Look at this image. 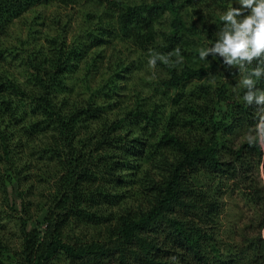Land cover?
<instances>
[{
    "label": "trees",
    "instance_id": "trees-1",
    "mask_svg": "<svg viewBox=\"0 0 264 264\" xmlns=\"http://www.w3.org/2000/svg\"><path fill=\"white\" fill-rule=\"evenodd\" d=\"M80 1L0 0V43L6 41L14 19L35 5L67 6ZM197 1L93 0L97 12L86 15L91 47L118 41L146 52L144 57L129 61V66L119 60L113 74L118 80L135 70L148 71L149 58L145 56L167 55L179 47L182 62L175 63L180 59L175 54L169 65L157 60L158 73L163 76L153 82L164 89V96L177 91L174 96L167 95L169 105L184 104L181 114L190 115L182 124L200 129V134L192 132L194 138L176 133L173 122L182 119L178 112L174 116L169 113L170 119L164 114L166 104L153 96H142L141 90L135 95L132 111L121 117L109 114L108 109L117 103L108 101V96L121 88L112 80L102 86L104 93L93 92L82 104L60 99L59 93L68 88L64 75L72 70L70 61L77 58L76 48L67 49L64 40H51L48 52L36 56L24 47L21 51H1L4 61H18L27 76L25 84H20L0 73V192L15 194L23 184L27 188L18 194L24 202L19 216L21 243L10 248L0 237V264H51L62 255L71 262L107 256L116 264H238L242 256L239 263L246 264V259L247 264H264V185L254 175L258 170L264 181V150L258 143L249 145L246 139L258 122L257 106L243 100L245 87L232 96L224 85L214 91L212 86L201 84L198 92L182 97L187 86L207 73L205 67L192 64L196 48L184 50L199 34L185 19L187 7L197 5ZM219 7L225 8V3ZM167 13L171 18L164 17ZM208 17L209 26L204 23L203 31L208 39L217 38L224 22L219 14ZM94 18L100 21L92 25ZM255 66L254 61L249 68ZM256 88L264 90V77L257 79ZM163 119H167V126H163ZM138 127L141 135L128 133L135 134ZM18 132H23L24 139ZM170 151L175 154L172 161L164 158L165 182L151 177L146 182L149 209L113 211L126 197L120 193L124 184L116 173L129 169L131 161L140 163L154 156L159 169L162 153ZM27 158L37 161V172L32 163L24 165L22 160ZM30 177L34 180L28 184ZM225 179L233 180L234 192L242 191L246 203L259 207L262 213L259 232L251 235L246 231L242 253L235 256L223 253L216 237L222 189L228 186ZM127 183L123 189L133 187L136 180ZM34 192L44 198L37 207L47 210L43 231L27 228V209L34 204L29 200ZM6 204L17 210L14 202ZM165 216L168 224L162 222ZM82 225L106 228L107 238L117 244L76 242V229ZM160 234L164 238L158 240Z\"/></svg>",
    "mask_w": 264,
    "mask_h": 264
},
{
    "label": "rangeland",
    "instance_id": "rangeland-1",
    "mask_svg": "<svg viewBox=\"0 0 264 264\" xmlns=\"http://www.w3.org/2000/svg\"><path fill=\"white\" fill-rule=\"evenodd\" d=\"M92 2L93 0H82L79 3H70L67 6H63V4L60 3L37 4L30 10L24 12L18 18L14 19L8 28L9 35L5 39L6 41H2L0 43V73H7L10 78H14L18 83L25 84L24 82L27 73L25 72L24 67H21L18 64V61H4L3 59L5 58L3 57V53L1 54V51L5 48L21 51V47H24V50L28 54L36 56L48 52V49L51 47V40H64L66 41V45H69V48L67 49H70L73 46L76 48L77 58L70 61V64L73 66L72 70L64 75V82L68 88L59 93L60 99H67L68 101H74L78 104H82L90 98V95L93 92H97L99 90L101 93H104L101 91L102 86L105 85L108 80H112L118 85V89L120 86L121 88L117 91V93L114 92L115 95L112 96V94H114L112 93L108 96V101H111L112 104L117 103V106L113 107L111 111L105 107V110L108 109L109 114H119L121 117L126 112L132 111L136 105L135 95L141 90L142 96H153L154 100L157 99L159 103L166 104L168 111L164 113L165 115L171 113L172 116H174L175 113L178 112L177 116L182 119H180V121L177 120V122H173L174 126H169H173L176 133L180 136L189 139L194 138L193 135L200 134V129L190 127L189 125L184 126L182 124V121L186 119L189 120L188 116L190 115L189 113L181 114V110L184 109V104H182L183 106L181 107H179L178 102L174 105H169V97L176 95L177 91L167 92L164 96L161 94V91L164 89L157 86V83L153 82V80L157 77L163 76V74L158 73V68L160 67L157 64L155 68L148 65V71L145 69L146 72L144 71L143 73L142 70H135L127 75V78L123 80H118L115 76H113L116 64L119 60H121L124 66H129V61L139 56L144 57V53L146 52L135 48L132 44H126L118 41H112L109 45L99 48L91 47L92 45L90 43V39L87 36L88 21L86 19V15L87 12H97V9ZM220 3H225V8L221 9V7H219ZM196 4L197 5L193 4L192 7H187L185 19L187 23L195 26L193 28L198 30L199 34L196 37H192L190 40L191 45L184 48V50L196 48L195 50L198 52L193 57L192 64H196V67H205L207 73L202 80H196L195 83L187 86L182 97L187 98L188 96H191L192 93L198 92L200 87L202 89V86H200L201 84L204 86L207 85V87L208 85L212 86V90L214 91H218V87L224 85L227 92L232 93V96H234V93L243 87L240 83L243 74L240 72L238 66L228 67L223 63L222 58L218 56L210 55L206 59L201 60L199 57V50L201 48L211 47L217 39L216 37L208 39L207 32L203 31L204 23L209 26L210 21L208 20V16L214 14L222 16L229 8L238 7L239 4L237 0H198ZM164 17L171 18L169 13H167ZM93 20L92 25L95 23L98 24L100 21L97 18H94ZM80 53H82V55L79 58ZM145 57L150 59L149 56ZM212 72L213 74H211ZM135 89L137 91H135ZM170 93L171 95L168 97L167 95ZM201 100H204V97ZM105 106H107V104ZM26 110L29 109L27 108ZM171 114L168 115L170 119ZM163 123V126H167V119H163ZM140 127L136 129L135 134L131 131L128 133L132 135H141ZM15 128L16 127L10 130ZM122 131L126 133L127 125L123 127ZM192 132L196 134H192ZM18 133L21 138L24 139L23 132ZM162 154L164 155L161 157L162 164L159 169L156 162L158 158L157 156H154L149 160H146L145 158V160H142L140 163L131 161V167L129 169L118 172V174L116 173L117 178L124 184V186L119 189L121 191L120 193H123L126 197H124L119 205L115 206L116 208L113 211L117 212L121 208H131L133 210H137L138 212L149 209L150 191L148 189L146 190L148 177H151V179H154L157 182H165L166 177H164L165 174L162 169L164 165V158L172 161L175 152H167L168 155L166 153ZM22 161L24 162V165L26 162L32 163L34 171L37 172L35 168V166H37L36 160L27 158V160ZM2 172L3 169L0 168V173ZM254 175L255 177H259L263 186L264 181L261 180L262 178L259 175L258 170L254 171ZM33 180L34 179L30 177L28 184H31ZM131 180H136L133 187L131 186L123 189L126 183ZM206 180L208 182L211 181V179ZM225 181L228 186L227 189H222L225 191H222L223 198L221 200V211L219 214L220 223L217 225L218 233L216 232V237L218 247L221 248L220 250L223 253L225 252L228 256H235L242 253L241 250L245 239V232L248 231L251 235L259 232L258 230L262 223V213L260 212L259 207L246 203L242 195V191L234 192L235 184L233 180L225 179ZM37 184L38 183H34V186ZM26 188L27 185L23 184L19 189H17L18 191L15 194L0 192V218L3 219V221H0V237L9 244L10 248L18 247L22 240L19 230V216L23 214L21 205H23L24 202L23 198H20L18 194L20 192L19 190ZM33 194H30L31 197L29 200L34 204L27 209V217L30 219L27 228L28 230L39 228L43 231L46 228L45 216L47 214V210L43 207H37V205L43 202L44 198L40 197V192H34ZM8 201L10 203L14 202L17 210H12L11 207L6 204ZM181 209L182 207H180V210ZM182 213H184V211H182ZM182 216L184 217L183 214ZM162 222L168 224L166 216L162 219ZM261 231L264 235V228H262ZM107 236L108 232L106 231V228L82 225L79 229H76L74 239L76 242L82 241L87 243L99 241L107 246H114L117 244L113 240L108 239ZM159 238L162 239L164 236L161 234L157 235L158 240ZM224 255L225 254H223V256ZM10 256L12 257L11 253ZM213 258H215V256H212V259ZM8 260L10 259L8 258ZM241 260L242 256H239L237 263L243 264L239 263ZM245 263L247 264L246 259ZM51 264L116 263L107 256L101 257L100 259L95 258L90 261L71 262L68 258L62 255L61 257L53 259Z\"/></svg>",
    "mask_w": 264,
    "mask_h": 264
},
{
    "label": "clouds",
    "instance_id": "clouds-1",
    "mask_svg": "<svg viewBox=\"0 0 264 264\" xmlns=\"http://www.w3.org/2000/svg\"><path fill=\"white\" fill-rule=\"evenodd\" d=\"M239 6L229 8L220 19L224 26L218 31L217 39L211 47L201 48V60L208 56H218L228 66H238L243 77L240 83L247 89L243 100L248 105L255 104L258 122L247 133L249 145L258 143L264 150V90L256 88L257 79L264 77V0H237ZM152 50H150V53ZM180 57L175 63H181L180 49L174 53L162 55L152 53L148 64L155 68L157 60L165 65L173 63L170 57ZM256 66L249 68L253 62ZM256 78V79H254ZM255 132V135L252 133Z\"/></svg>",
    "mask_w": 264,
    "mask_h": 264
}]
</instances>
